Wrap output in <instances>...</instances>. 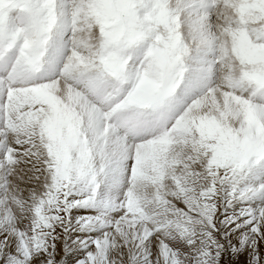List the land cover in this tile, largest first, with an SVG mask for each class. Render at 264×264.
Returning a JSON list of instances; mask_svg holds the SVG:
<instances>
[{
    "label": "snow or ice",
    "instance_id": "6c2138e0",
    "mask_svg": "<svg viewBox=\"0 0 264 264\" xmlns=\"http://www.w3.org/2000/svg\"><path fill=\"white\" fill-rule=\"evenodd\" d=\"M262 244L264 0H0V264Z\"/></svg>",
    "mask_w": 264,
    "mask_h": 264
},
{
    "label": "rangeland",
    "instance_id": "374dc122",
    "mask_svg": "<svg viewBox=\"0 0 264 264\" xmlns=\"http://www.w3.org/2000/svg\"><path fill=\"white\" fill-rule=\"evenodd\" d=\"M233 240L235 241L236 237H233ZM260 251H261L262 256H264V244H262ZM82 255H83L82 252H78V251L74 252L72 255L68 256L67 264H74V261L77 259V257L82 256ZM231 259H232V264H246V261H248L249 257L247 256V254H245V255L239 256L238 261L236 257H232ZM221 264H229V254L227 252L224 254Z\"/></svg>",
    "mask_w": 264,
    "mask_h": 264
},
{
    "label": "bare ground",
    "instance_id": "6f19581e",
    "mask_svg": "<svg viewBox=\"0 0 264 264\" xmlns=\"http://www.w3.org/2000/svg\"><path fill=\"white\" fill-rule=\"evenodd\" d=\"M75 236V235H74Z\"/></svg>",
    "mask_w": 264,
    "mask_h": 264
}]
</instances>
